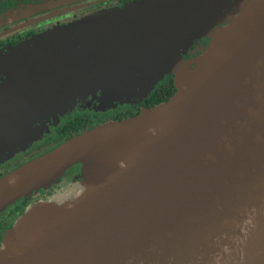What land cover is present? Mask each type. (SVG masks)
<instances>
[{"label": "water", "instance_id": "1", "mask_svg": "<svg viewBox=\"0 0 264 264\" xmlns=\"http://www.w3.org/2000/svg\"><path fill=\"white\" fill-rule=\"evenodd\" d=\"M65 29L68 37L50 39ZM36 44L45 51L28 63L12 57L18 47L0 59V77L15 70L0 83V144L17 138L0 161L79 98H112L116 90L84 81L105 68L172 76L175 92L2 176L1 215L75 166L85 186L76 199H66L68 182L27 206L2 235L0 264H264V0H135ZM145 86L117 99L137 104L152 92Z\"/></svg>", "mask_w": 264, "mask_h": 264}, {"label": "flooded vegetation", "instance_id": "2", "mask_svg": "<svg viewBox=\"0 0 264 264\" xmlns=\"http://www.w3.org/2000/svg\"><path fill=\"white\" fill-rule=\"evenodd\" d=\"M132 1L135 0H0V18L2 20V26L0 27V59L9 56L21 43L32 41L34 38L57 27L70 24L96 12L122 8ZM166 79L167 77H165V81ZM4 80V77H0V83ZM165 81L161 84H164ZM136 110L140 111L141 106L131 104L118 112H135ZM109 114L111 115H97V118L94 116L93 118L89 117V119L92 124L95 121H100V119L106 121V118H111L114 112L112 111ZM84 115L83 113L81 116ZM70 121L72 120L70 119ZM57 128L52 129L51 135L43 141L32 144L28 150L20 155L0 163V176L11 172L12 167H20L56 148L60 140V137H57ZM77 173L74 170L67 171L58 184L47 191L41 192L42 199H47L55 194L60 183L70 181ZM0 218H2L1 215Z\"/></svg>", "mask_w": 264, "mask_h": 264}, {"label": "rangeland", "instance_id": "3", "mask_svg": "<svg viewBox=\"0 0 264 264\" xmlns=\"http://www.w3.org/2000/svg\"><path fill=\"white\" fill-rule=\"evenodd\" d=\"M236 2L230 6H224L220 10V12L213 19H211L209 21V23H207V25L203 29V32H201L199 34V37L202 36L205 31H207V30L212 31L213 29L219 27L222 24L225 17H228L233 12V10L235 9ZM67 25H69V24H67ZM67 25H64V26H67ZM1 26H2V20L0 18V27ZM61 27H63V26H61ZM67 30H69V29H65L63 32H57V34H50L51 35L50 39L52 41L56 42V41H59V40H62L64 38L68 37L67 34L70 33L71 30L67 33H64ZM44 35H40L37 38H34V40H32V41L21 43L19 45V47L17 48V49L20 48V51L18 52V50L16 49L15 56H12L15 59V61H18V59L21 56H23V60H24V64H25V63H28L31 60H33L34 57L43 53L45 51L44 46H39L38 44H36V40L40 39ZM202 39H205V38H202ZM175 69H176V67H175ZM13 70H14V68H11V70L7 69L6 72L4 73V76L9 75V73H12ZM4 76L1 75V77H4ZM165 77H167V75L163 76L159 80L154 79V77H151V76H146L145 78H143V77H138L135 74L128 73L125 69H122V68H115V69L105 68L99 74L97 73V74L93 75L92 77H90L89 80L87 79L84 81L88 84V87L90 89H93L94 87H97L99 85V86H102L103 88H111V90H116L117 92L114 91V92H116V94L113 96L114 98L113 97L111 98V96H109V98L105 97L108 100L102 99L99 92H97L94 96L89 95L86 98H84V97L79 98L82 100H80L78 104L74 105L73 109L71 110V112L69 114L65 113L64 115L59 116L58 121H57V115H51L47 120H45L44 122H41L40 126H37L33 130H31V132L28 135V137L30 138V141L27 144V146L30 144L32 145L34 143H37L39 141H43L44 139H46L47 136L51 135L52 129L61 126L62 122L65 121L68 117H70L73 112L74 113L77 112L79 114L80 113H94L96 115L109 116V115H111L109 113L112 111L113 112L114 111H122V109L125 106H129L133 103L130 101V99H126L124 97L121 98L120 100H118L117 99L118 97L116 96V95H118V91L126 88L125 93L130 94L134 91L140 90L139 88H141V89L144 88V87H140V86H144V85H146L145 87L147 89L153 91L155 89V87H157L159 84H161L165 81ZM82 88L85 89V87H82ZM79 90L80 89H77L76 87H74L70 90L68 89V91L65 93V96L74 97L77 95V93H79ZM81 94L84 95V93H81ZM16 140H17V138L16 139L9 138L8 140H5L3 143L0 144V151H2L6 147L12 146L14 143L17 142ZM27 146H26V148H27ZM29 147L27 149L24 148V150H22L20 152H17L14 156L16 157L17 155H20L21 153L28 150ZM20 149H21V145H20ZM4 161H6V160H4ZM1 162H3V161H0V163ZM75 167H77V166H75ZM12 169H13V167H12ZM77 172L78 173L75 174L74 177L69 181V183L71 182V184H69L66 188V191H69V192H66V195H67L66 199H69V198L71 200L76 199V197H78L80 195L81 190L84 189L83 186H85V184L80 183L81 184L80 185L79 182L81 180H79V179L76 180V177H78L81 173V167L80 166H78ZM73 181L76 183H73ZM66 184H64V186H62V187L64 188L66 186ZM61 188H59L57 191L61 190ZM41 195H42V193H40V195L35 196L31 199H35L34 202H36L38 200H42V201L46 200V199H42L43 196H41ZM11 206H13V205H11ZM8 207H10V206H8Z\"/></svg>", "mask_w": 264, "mask_h": 264}, {"label": "trees", "instance_id": "4", "mask_svg": "<svg viewBox=\"0 0 264 264\" xmlns=\"http://www.w3.org/2000/svg\"><path fill=\"white\" fill-rule=\"evenodd\" d=\"M198 44L205 46L207 44V40L202 39L201 41L198 42ZM192 49H194V46ZM184 58L189 59V56H186ZM174 92H175V88L173 84V77L167 76V79L164 84H161L155 87V89L150 93V95L146 99L138 102L137 104L141 106V110L145 108L150 109L163 102H166L168 99L171 98ZM140 111L136 110L135 112H126V113L125 112L119 113L118 111H114V115L111 118L108 117L109 120H107L108 118H106V121H102L100 119V121H95L93 122V124L91 123L89 117L93 118L95 116V118H97L96 114L84 113L85 115L81 116L83 113L79 114L75 112L72 115V117L67 118L65 121L62 122L61 126L57 128V137H60V140L58 141L57 146L73 137H76L77 135L82 134L85 131L94 129L96 127L102 126L107 123L119 122V121H123L129 118L135 117L136 115L139 114ZM70 119L72 121H70ZM16 168L18 167L14 166L11 171L15 170ZM70 170L77 171L78 166L73 167ZM2 176H0V178ZM68 182L69 181H63L62 183L59 184V188H61L62 186H64V184ZM58 183L59 181L57 182V184ZM34 201L33 199H29L25 202L22 200H19L16 202L15 205L10 206L5 210V212L1 215L2 218H0V241H1L3 233L13 226L16 219L24 212L26 207L32 204Z\"/></svg>", "mask_w": 264, "mask_h": 264}]
</instances>
